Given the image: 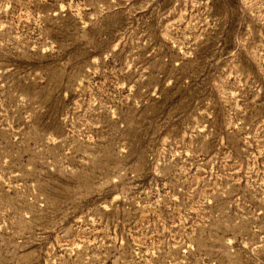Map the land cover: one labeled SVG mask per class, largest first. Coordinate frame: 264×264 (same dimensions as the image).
I'll use <instances>...</instances> for the list:
<instances>
[{
	"label": "rangeland",
	"instance_id": "rangeland-1",
	"mask_svg": "<svg viewBox=\"0 0 264 264\" xmlns=\"http://www.w3.org/2000/svg\"><path fill=\"white\" fill-rule=\"evenodd\" d=\"M0 264H264V0H0Z\"/></svg>",
	"mask_w": 264,
	"mask_h": 264
}]
</instances>
